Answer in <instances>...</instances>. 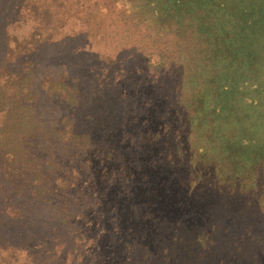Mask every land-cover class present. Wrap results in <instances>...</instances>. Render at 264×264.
<instances>
[{
    "label": "trees",
    "instance_id": "obj_1",
    "mask_svg": "<svg viewBox=\"0 0 264 264\" xmlns=\"http://www.w3.org/2000/svg\"><path fill=\"white\" fill-rule=\"evenodd\" d=\"M0 264H264V0H0Z\"/></svg>",
    "mask_w": 264,
    "mask_h": 264
},
{
    "label": "rangeland",
    "instance_id": "obj_2",
    "mask_svg": "<svg viewBox=\"0 0 264 264\" xmlns=\"http://www.w3.org/2000/svg\"><path fill=\"white\" fill-rule=\"evenodd\" d=\"M153 257H151V259H152ZM150 259V258H149ZM150 261V260H149Z\"/></svg>",
    "mask_w": 264,
    "mask_h": 264
}]
</instances>
